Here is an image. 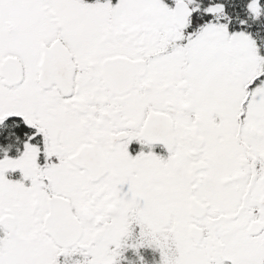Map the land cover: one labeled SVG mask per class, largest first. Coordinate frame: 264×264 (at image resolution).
<instances>
[{
	"label": "snow or ice",
	"instance_id": "6c2138e0",
	"mask_svg": "<svg viewBox=\"0 0 264 264\" xmlns=\"http://www.w3.org/2000/svg\"><path fill=\"white\" fill-rule=\"evenodd\" d=\"M0 264H264V0H0Z\"/></svg>",
	"mask_w": 264,
	"mask_h": 264
}]
</instances>
